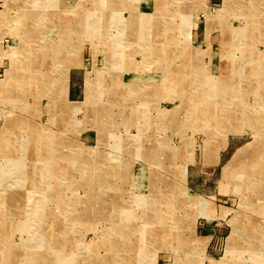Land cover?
<instances>
[{
	"label": "rangeland",
	"instance_id": "obj_1",
	"mask_svg": "<svg viewBox=\"0 0 264 264\" xmlns=\"http://www.w3.org/2000/svg\"><path fill=\"white\" fill-rule=\"evenodd\" d=\"M127 263L264 264V0H0V264Z\"/></svg>",
	"mask_w": 264,
	"mask_h": 264
},
{
	"label": "bare ground",
	"instance_id": "obj_2",
	"mask_svg": "<svg viewBox=\"0 0 264 264\" xmlns=\"http://www.w3.org/2000/svg\"><path fill=\"white\" fill-rule=\"evenodd\" d=\"M26 10V9H25ZM23 13V12H22ZM25 14V13H24ZM27 15V14H26ZM22 19H24L23 17H22ZM35 19V18H34ZM43 19V18H42ZM65 19H67V18H65ZM67 23V22H66ZM36 25V24H35ZM26 26V25H25ZM33 26V25H32ZM59 27V26H58ZM29 30V29H28ZM36 33V32H35ZM28 34V33H27ZM21 50V49H20ZM19 50V51H20ZM20 53V52H19ZM21 53H22V51H21ZM16 70V71H15ZM15 70H13V72L15 73V72H17V69H15ZM68 73V72H67ZM13 76V75H12ZM6 79H8V78H6ZM10 79H11V77H10ZM12 81V80H11ZM7 82V81H6ZM179 82V81H178ZM18 85V84H17ZM99 110V109H98ZM102 118V117H101ZM98 119H99V117H98ZM99 122V121H98ZM99 124V123H98ZM100 126V125H99ZM50 169H52V167L50 168ZM64 170V169H63ZM11 200V199H10ZM11 202H13V200L11 201ZM120 224H122V223H120ZM119 226V225H118ZM51 246V245H50ZM53 247V246H52ZM55 247V246H54ZM123 247V246H122ZM118 249V248H117ZM138 257V256H137ZM132 258V257H131ZM43 259V256H40L39 257V260H42ZM137 259V258H136ZM28 260V259H27ZM138 261V260H137ZM30 263V262H29ZM128 264V263H127ZM179 264V263H178Z\"/></svg>",
	"mask_w": 264,
	"mask_h": 264
}]
</instances>
